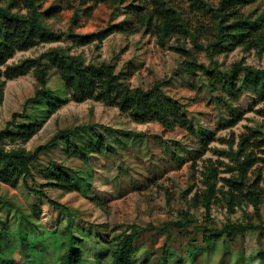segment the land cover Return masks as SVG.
<instances>
[{"label":"rangeland","instance_id":"374dc122","mask_svg":"<svg viewBox=\"0 0 264 264\" xmlns=\"http://www.w3.org/2000/svg\"><path fill=\"white\" fill-rule=\"evenodd\" d=\"M192 1L174 0L192 25L205 22V30L199 33L198 41L191 37H173L163 46L145 29L136 33L115 31L104 39L100 47L97 41L85 45H74L68 40L41 43L17 52L9 63L38 56L52 46L70 47L72 53L83 54L87 62H111L123 75L130 71L132 75L128 81L132 86L150 88L161 82L164 93L183 106L193 128L182 125L167 128L157 120L137 122L119 107L95 99L69 101L54 108L63 91L60 75L55 68H50L48 86L52 88V95L35 99L38 81L32 71L6 81L0 105V130L9 127L16 131L19 125L43 119L39 132L28 141L8 140L6 143L9 148L25 146L32 150L47 143L64 128L89 124L94 126L95 133L105 136L109 151L89 157L87 163L80 158L66 157L67 140L60 139L51 143L36 164L37 169L50 164L62 166L64 170L92 169L93 179L88 194L79 189L67 192L54 186H44L48 180L37 169L34 171L35 179L29 177L28 181L32 186L44 188L51 198L77 210V223L98 224L107 240L138 228L141 231L138 244L143 247L138 257L148 262L145 264H158L157 260L165 254L166 247L170 248L171 264H264L258 256L264 248V201L261 204V221L253 204L243 203L232 212L221 193V188L227 189L223 178L236 175V171L231 169L234 160L227 152L231 143L235 150L243 134L253 130H261L264 134V113L258 111L264 107V100L256 101L250 93L235 97L221 89L213 90L203 71L176 73L186 58L176 46L193 49L200 64L220 67L221 70L231 68L242 59L248 64L262 66L264 53L259 55L256 50L237 47L217 53L212 61L205 46L213 37V12L198 2L191 8ZM208 1L214 5L219 3V0ZM135 2L126 0L121 7L94 5L92 15H83L76 22L72 20L75 7L83 9L86 6L79 0H47L43 9L53 4L66 5L48 22L59 30L72 27L80 34H88L125 19ZM198 6H201L200 10ZM242 8L245 13L253 12L255 15L264 10V0H254ZM15 112L18 114L16 117L13 115ZM84 136L77 133L67 138L73 143L85 142L89 135ZM252 148L258 156H264V146ZM209 159L217 166L215 180L218 190L216 203L208 212L202 203L195 204L193 198L206 188L204 171ZM256 166L263 170L261 187L264 192V164L260 162ZM255 178L256 173H252L251 179ZM187 211L191 214L187 227H172L170 234L163 230L166 222L184 220ZM23 212L35 219L34 225L49 230L45 235L50 234L53 239H50L46 264H55L63 249L60 237L53 229L56 220L61 228L65 226L66 210L57 208L47 198L31 191L23 179L16 186L0 181V224L8 225L15 232L23 220L31 232L33 225L22 217ZM233 222H253L255 227L236 233L233 238L224 234L219 242L205 243V233H210L206 227L221 228ZM191 242L194 247L202 248L200 253L196 254L189 248ZM17 252L18 248L15 252L17 259L23 260ZM109 256V253L105 255L99 264H109Z\"/></svg>","mask_w":264,"mask_h":264},{"label":"trees","instance_id":"16d2710c","mask_svg":"<svg viewBox=\"0 0 264 264\" xmlns=\"http://www.w3.org/2000/svg\"><path fill=\"white\" fill-rule=\"evenodd\" d=\"M46 1L0 0V77L3 78L0 80V105L4 99L6 81L31 71L38 81L35 99L46 94L52 95V88L48 86L49 69L55 68L60 75L63 96L54 103V108L69 101L82 102L95 99L119 107L137 122L157 120L167 128L175 125L193 128L183 106L178 100L164 93L161 82L154 83L150 88L132 86L128 81L129 76L132 75L130 71L127 75H123L116 71L111 62H87L83 54L72 53L70 47L52 46L38 56L26 57L15 63L9 61L17 52L28 50L41 43L68 40L74 45H85L97 41V46L100 47L104 39L115 31L136 33L145 29L147 33L156 36L163 46H166L173 37H191L196 41L199 33L205 30L204 21L201 25L200 22L195 26L192 25L174 0H136L128 9L125 19L111 23L102 31L80 34L72 27L68 30H59L51 25L48 19L58 16L66 5L53 4L43 9ZM253 1L219 0L217 5L208 0L191 2V8H194L195 3L198 2L202 3L207 11L213 12V37L205 46L212 61L217 53L232 51L237 47L256 50L259 55L264 53V10L254 15L253 12L245 13L242 8ZM125 2L126 0H79L81 5L86 6L83 9L80 6H73L75 9L72 20L76 22L83 15H92L94 5L121 7ZM198 9L200 10L201 6H198ZM176 49L186 56L176 73L195 74L197 71H203L213 90L221 89L235 97L250 93L256 101L264 100V65L248 64L242 59L236 61L231 68L221 70L220 67H206L200 64L191 48L178 45ZM3 66L4 69L1 68ZM258 111L264 113V107L259 108ZM13 115L16 117L18 114L15 112ZM43 124L42 119L19 125L16 131L9 127L0 130V181L16 186L23 179L31 191L47 198L57 208L66 210L65 226L61 228L59 221L56 220L53 229L58 233L60 246L63 249L55 264H89L93 260L99 264L108 253L109 264L148 263L138 257L143 248L138 244L137 239L141 234L138 228L135 227L131 232L116 239L107 240L98 224L77 223V210L51 198L44 188L29 184V177L35 179L34 171L38 167L36 164L40 155L49 149L51 143L60 139L67 140L66 157L80 158L85 163L89 161V157L109 151L105 136L95 133L94 126L89 124L61 129L51 140L38 145L33 150L25 146L12 148L7 146L8 140L28 141L39 132ZM86 132L89 136L85 142L73 143L67 138L68 135L77 133L82 137L87 134ZM261 133H263L261 130H253L252 133L243 134L235 150L234 144L231 143V149L227 152L234 160L235 164L231 169L236 171V175L223 178L227 189L221 188V193L227 199L228 207L232 212L236 211V206L248 202L254 205L255 213L262 221L263 170L256 164L260 162L264 164V156H258L252 148L264 146V134ZM209 161L204 171L206 188L201 195L196 193L193 198L195 204L202 203L208 212L216 203L218 190L215 180L218 174L217 166L211 159ZM37 170L48 180L44 186H54L67 192L79 189L86 194L89 193L93 179L92 169L64 170L62 166L56 167L50 164ZM252 173H256L254 180L251 179ZM189 215L191 214L187 211L184 220L166 222L162 226L163 230L170 234L172 227L179 229L187 227L188 222L191 221ZM22 217H26L33 225L31 232L24 226L23 220L15 232L8 225L0 224V264H46L53 239L50 234L47 235L48 238L45 235L49 230L34 225L35 219L26 212H23ZM254 227L253 222L227 223L221 228L206 227L210 233H205L204 241L213 244L219 242L224 234L233 238L236 233H244ZM189 245L196 254L200 253L202 248L194 247L193 242ZM17 248V253L23 260L15 256ZM169 250L170 248L166 247L165 254L157 260L158 264H171ZM258 256L264 261V248L258 252Z\"/></svg>","mask_w":264,"mask_h":264}]
</instances>
